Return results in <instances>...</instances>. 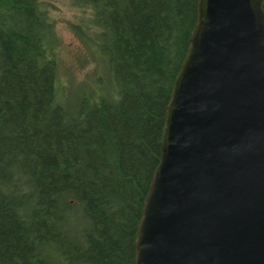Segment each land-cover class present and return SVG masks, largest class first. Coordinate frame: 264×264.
I'll return each instance as SVG.
<instances>
[{
    "label": "trees",
    "instance_id": "16d2710c",
    "mask_svg": "<svg viewBox=\"0 0 264 264\" xmlns=\"http://www.w3.org/2000/svg\"><path fill=\"white\" fill-rule=\"evenodd\" d=\"M197 1L72 0L68 67L41 0H0V264H134Z\"/></svg>",
    "mask_w": 264,
    "mask_h": 264
},
{
    "label": "water",
    "instance_id": "95a60500",
    "mask_svg": "<svg viewBox=\"0 0 264 264\" xmlns=\"http://www.w3.org/2000/svg\"><path fill=\"white\" fill-rule=\"evenodd\" d=\"M264 0H198L134 264H264Z\"/></svg>",
    "mask_w": 264,
    "mask_h": 264
},
{
    "label": "rangeland",
    "instance_id": "374dc122",
    "mask_svg": "<svg viewBox=\"0 0 264 264\" xmlns=\"http://www.w3.org/2000/svg\"><path fill=\"white\" fill-rule=\"evenodd\" d=\"M43 7L48 12L59 35L63 49L61 58L65 65H74V54L80 53V44L75 37L71 26L88 24L92 18L91 10L75 5L72 0H41Z\"/></svg>",
    "mask_w": 264,
    "mask_h": 264
}]
</instances>
